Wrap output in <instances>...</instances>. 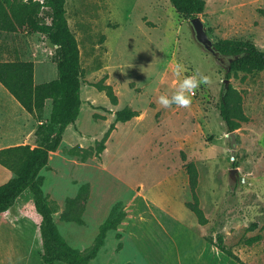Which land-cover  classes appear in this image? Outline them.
<instances>
[{
	"label": "rangeland",
	"instance_id": "374dc122",
	"mask_svg": "<svg viewBox=\"0 0 264 264\" xmlns=\"http://www.w3.org/2000/svg\"><path fill=\"white\" fill-rule=\"evenodd\" d=\"M204 1V11L196 16L213 43L237 38L264 50V0ZM65 10L79 47L83 102L77 122L40 172L61 235L72 247L88 251L112 206L122 202L129 217L108 231L91 264H239L216 248L218 235L244 264H264V70L226 78L223 61L202 48L190 19L177 14L168 0H65ZM40 17L48 22L47 10ZM15 59L35 62L37 84L57 77L56 47L43 35L0 31V61ZM177 62L184 75L199 71L211 83L196 90L189 108H162L157 99L174 91ZM224 79L241 95L249 118L236 129L233 155L218 109ZM101 81L112 86L116 105L96 89ZM50 106L47 102L33 114L38 125L46 123ZM124 107L138 116L115 121V112ZM22 116L10 107L3 120L6 131L24 123ZM111 124L96 157L97 142ZM12 137L1 136L0 144H16ZM29 139L28 133L18 142ZM75 146L92 150V156L68 154ZM182 152L198 169L204 225L184 205L191 195ZM83 183L89 185L83 223L61 220L66 199ZM30 206L26 191L10 214L0 215V264H43L38 219ZM168 210L181 216L176 227Z\"/></svg>",
	"mask_w": 264,
	"mask_h": 264
},
{
	"label": "trees",
	"instance_id": "16d2710c",
	"mask_svg": "<svg viewBox=\"0 0 264 264\" xmlns=\"http://www.w3.org/2000/svg\"><path fill=\"white\" fill-rule=\"evenodd\" d=\"M175 12L188 19L201 14L205 9L204 0H168ZM47 10L49 21L45 22L40 15ZM0 31L8 33H38L47 38L56 47L57 77L39 84L34 83V62L31 60L0 61V84L11 94L19 105L29 114L43 111L45 103L50 100L51 106L46 123H41L35 131L36 145L19 144L0 149V165L8 169L12 176L0 184V215L11 209L17 198L24 192L31 195V210L37 216L41 240V261L43 264H91L98 250L104 243L110 230H116L125 223L128 215V204L116 202L99 228L93 245L88 251L72 247L59 232L53 214L56 208L44 196L40 172L48 165L49 155L58 149L68 127L75 125L81 108V66L77 39L71 31L65 10V0H0ZM215 53L220 57L224 76L229 78L232 72L246 74L264 70V50L248 40L222 38L213 43ZM98 91L105 93L109 102L116 105L117 96L112 86L104 82L95 85ZM219 114L227 130L233 131L249 120L242 107V97L231 85L220 91ZM139 112L131 107H124L115 112V121L127 122L138 116ZM97 142L96 157L105 148L104 139ZM68 154L83 159L92 156V150H83L79 146L70 148ZM187 175L191 200L184 203L194 214L200 225L207 219L200 207L196 192L198 186V169L194 161L187 160L181 153ZM89 195L88 183L81 184L76 194L65 201L60 219L66 222L82 224V214ZM116 238L121 234L116 233ZM208 242H212L209 237ZM216 248L239 264L241 259L224 245L223 237L218 235L214 242ZM121 244L118 243L117 248Z\"/></svg>",
	"mask_w": 264,
	"mask_h": 264
},
{
	"label": "crops",
	"instance_id": "0c3cea01",
	"mask_svg": "<svg viewBox=\"0 0 264 264\" xmlns=\"http://www.w3.org/2000/svg\"><path fill=\"white\" fill-rule=\"evenodd\" d=\"M35 74H36V68H35V62H34V83H36L35 82ZM81 100H82V98H81ZM47 102H50V100L46 101L45 106L47 105ZM81 105H82V103H81ZM10 107L13 108L14 111H16V113H18L20 116L23 115L22 116L23 118L21 117V119L23 120L24 123H18L17 124L18 126H11V131L7 132L6 131L7 126H6V124H4L3 120L7 116V110L10 109ZM37 123H40V122H36V120L33 118V114L27 113L19 105V103L11 96V94L2 86V84H0V129H2V131H0V138H1V136L5 137L6 134L13 135V136L15 135V137L11 138L12 139L11 142H15L16 144H14V145H19V144H23V142L19 143L18 141L24 139V135H27L29 133L30 139H29V143L28 144L31 147H33V146L36 145V142H35V131H36L37 126H38ZM27 130H28V132H26ZM0 141H1V139H0ZM9 143L10 142H8L7 144H0V149L6 148V147H9V146H14L13 144L12 145H8ZM0 175H2V180H1L2 182L0 184H3L4 182H6L12 176V173L8 169H6L5 167L0 165ZM26 191H24V192H26ZM164 212H166V211H164ZM166 214H167L166 216L170 217L171 220L175 222V227H176L177 226V222H180V220H181L180 219L181 216L177 215L172 210H168V212H166ZM180 214H181V212H180ZM223 255H225V254H223ZM228 258H230V257H228Z\"/></svg>",
	"mask_w": 264,
	"mask_h": 264
},
{
	"label": "clouds",
	"instance_id": "9594fccd",
	"mask_svg": "<svg viewBox=\"0 0 264 264\" xmlns=\"http://www.w3.org/2000/svg\"><path fill=\"white\" fill-rule=\"evenodd\" d=\"M55 47L59 48V45ZM186 69L181 63H176L173 66V75L176 77L175 89L171 95L162 94L158 97L157 103L162 108H176L187 109L191 106L192 97L195 95L196 90L201 85H208L211 83L210 77L197 71L192 75H184ZM10 209L6 214H10Z\"/></svg>",
	"mask_w": 264,
	"mask_h": 264
},
{
	"label": "water",
	"instance_id": "95a60500",
	"mask_svg": "<svg viewBox=\"0 0 264 264\" xmlns=\"http://www.w3.org/2000/svg\"><path fill=\"white\" fill-rule=\"evenodd\" d=\"M190 25L192 27L193 36L195 37L196 41L202 46V48L205 51L215 54L213 42L208 37V34L206 32V27L201 21L200 17L194 16L193 18H191ZM228 86H229L228 79H224L223 80V92L228 89ZM226 137L231 147V154L233 155L236 150V130L229 131L226 134ZM230 174L232 175V172H230Z\"/></svg>",
	"mask_w": 264,
	"mask_h": 264
}]
</instances>
